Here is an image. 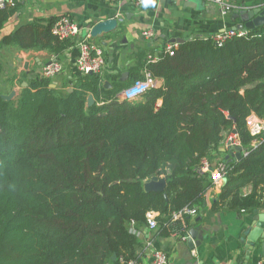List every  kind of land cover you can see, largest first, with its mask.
Segmentation results:
<instances>
[{
    "label": "trees",
    "instance_id": "16d2710c",
    "mask_svg": "<svg viewBox=\"0 0 264 264\" xmlns=\"http://www.w3.org/2000/svg\"><path fill=\"white\" fill-rule=\"evenodd\" d=\"M8 1L0 30L21 7ZM55 21L20 26L0 47L58 55L72 43L52 35ZM135 59L129 81L111 90L98 75L78 77L72 92L51 89L46 79L30 80L10 101L0 90V264L134 260L139 244L128 225H145L148 212L168 225L173 212L203 209L212 186L201 162L215 166L232 130L247 155L225 163L209 211L264 209V141L251 148L246 128L249 116L264 121V26L222 42L196 37L154 62L145 51ZM144 72L162 87L118 101ZM152 177L165 180V197L144 191Z\"/></svg>",
    "mask_w": 264,
    "mask_h": 264
},
{
    "label": "crops",
    "instance_id": "0c3cea01",
    "mask_svg": "<svg viewBox=\"0 0 264 264\" xmlns=\"http://www.w3.org/2000/svg\"><path fill=\"white\" fill-rule=\"evenodd\" d=\"M195 1V0H194ZM192 0H146L136 6L134 0H120L118 4L108 5L98 0H20V10L4 24L0 30V40L13 33L16 28L32 24L38 20L48 21L67 17L80 30L77 38L65 51L58 55L46 51H22L14 47H0V90L3 96L14 93V99L27 87L32 79H41L40 71L49 62L59 63L63 72L50 80L53 89L60 93L72 92L78 78L75 61L79 54L78 42L91 27L100 21L115 19L117 28L114 32L91 38V42L101 45L104 51L105 66L98 75L104 89L111 90L115 83L121 82L124 73L130 79V70L135 66V55L145 51L147 57H157L167 44H177L174 40L189 37L214 38L240 24L234 12L223 16L212 2L195 3ZM236 8L242 5L258 6L264 0H229ZM118 19V20H117ZM121 20V22H119ZM152 30L153 38L146 40L142 33ZM159 88L163 82L159 80ZM120 93V92H119ZM101 105V104H99ZM237 138V136H232ZM225 139L218 151L217 162L228 164L225 160L227 142ZM232 162V161H231ZM230 163V162H229ZM162 178V177H161ZM145 182V181H144ZM143 182V184H144ZM212 186V185H211ZM210 186V187H211ZM222 188H208L204 194L205 206L198 208L193 218H185L187 227L184 234L193 229L199 232L192 246L181 239L179 228L184 224L170 222L153 230L145 225L130 223L128 229L138 241L135 260L138 264H151V251L166 253L173 264H257L263 263L260 244L250 252L245 262V235L253 222V211H209L210 202ZM249 192V189L246 190ZM261 213L264 209H258ZM179 223V222H177ZM183 234V233H182ZM113 259L106 264H112Z\"/></svg>",
    "mask_w": 264,
    "mask_h": 264
},
{
    "label": "built area",
    "instance_id": "2783aa9c",
    "mask_svg": "<svg viewBox=\"0 0 264 264\" xmlns=\"http://www.w3.org/2000/svg\"><path fill=\"white\" fill-rule=\"evenodd\" d=\"M108 5L118 4L120 0H98ZM146 0H134L136 6L142 5ZM186 1V0H183ZM204 2H212L216 4L219 8V12L221 15L226 16L236 10H240V8H236L229 0H201ZM9 5H12V1H8ZM3 5V0H0V7ZM118 20V19H117ZM121 22V20L119 21ZM52 35L58 39L59 41L65 40H73L78 37L80 34V30L76 26L74 22H72L67 17H60L58 18L51 27ZM238 34L239 36L246 34V32H239L234 29L224 32L221 35H218L212 38L215 42H222L225 38L234 36ZM154 33L152 30H147L142 33V37L146 40H150L153 38ZM79 54L75 61V72L78 77L85 76V75H99L102 69L105 66V57L103 47L101 45H97L91 42V37L89 34L84 36L78 42ZM177 48L176 44H167L163 51L172 54V51ZM158 58L157 57H147L149 62H154ZM63 72L62 66L55 62L51 61L46 66H44L40 71V78L46 80H52L58 77ZM159 80H156L151 77V75L147 72H144L143 78L140 80L135 81L126 89H123L117 96V100L120 102H136L141 100L144 95L154 89L159 88ZM246 128L249 135L252 138L250 143L251 148L257 147L260 143L264 141V121H260L253 116H249L246 119ZM233 142L234 146L239 145L238 139L234 137V139H230ZM247 155V151L244 150L243 156ZM227 166L225 163L216 162L215 166L212 168L208 164L206 160L201 162L200 170L204 173H210V181L211 185L214 188H222L226 181V173H227ZM198 208L196 207H185L177 212H173L170 216V222H180L184 218H193L198 214ZM146 223L150 230H153L157 227V222L155 220L153 212H148L145 215ZM183 229L179 232L182 233ZM179 233V234H181ZM181 239L186 240L187 235L181 234ZM127 264H138V262L134 259L128 262ZM151 264H173L170 257L159 250H152L151 251ZM257 264H264V263H257Z\"/></svg>",
    "mask_w": 264,
    "mask_h": 264
},
{
    "label": "water",
    "instance_id": "95a60500",
    "mask_svg": "<svg viewBox=\"0 0 264 264\" xmlns=\"http://www.w3.org/2000/svg\"><path fill=\"white\" fill-rule=\"evenodd\" d=\"M194 1V0H192ZM196 4L201 3L200 1L195 0ZM236 16L240 20V24H238L233 29L239 32H248L253 31L255 28L264 26V3L260 4L258 6H248V5H242V9L236 10L234 12ZM117 28V21L115 19H107L104 21H100L98 23H95L91 29H90V37L96 38L98 36H101L103 34H109L116 30ZM194 37H189L187 39H179L174 40L177 42V44H182L187 41H192ZM127 79V73H124L120 79L121 82H125ZM50 88L53 89V85H50ZM15 96L14 93H11L8 96H1L3 100L10 101ZM95 101L94 98L89 95L86 100L87 107H91L94 105ZM234 121V120H233ZM232 135L236 136L235 130L231 131ZM227 147H229L227 151V155L225 157V160L229 162L237 163L239 162L243 156L244 149L242 146L237 145L234 146L232 141L227 142ZM166 188V183L163 178L159 177H152L149 180H146L143 184V189L145 192H156V193H163L164 197V190ZM199 235V232L196 230H189L188 231V239L187 243L189 246L192 244V242L195 241L196 236ZM245 259L244 261H248V257L250 252L255 248V246L259 243L260 244V251H261V257L264 263V211L261 213L258 209L253 211V222L250 227V230L246 232L245 235ZM192 246V245H191ZM112 259H115V256L112 257ZM247 264V263H246Z\"/></svg>",
    "mask_w": 264,
    "mask_h": 264
},
{
    "label": "rangeland",
    "instance_id": "374dc122",
    "mask_svg": "<svg viewBox=\"0 0 264 264\" xmlns=\"http://www.w3.org/2000/svg\"><path fill=\"white\" fill-rule=\"evenodd\" d=\"M232 136H233L232 133L227 134V136L225 137V139L230 138V139L232 140V139H234V137H232ZM225 139H224V140H225ZM246 193H247V192H246Z\"/></svg>",
    "mask_w": 264,
    "mask_h": 264
}]
</instances>
